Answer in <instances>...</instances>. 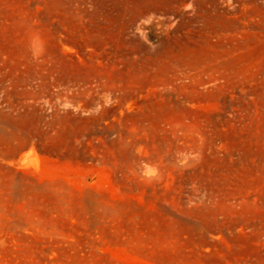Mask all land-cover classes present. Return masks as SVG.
<instances>
[{
	"label": "rangeland",
	"instance_id": "obj_1",
	"mask_svg": "<svg viewBox=\"0 0 264 264\" xmlns=\"http://www.w3.org/2000/svg\"><path fill=\"white\" fill-rule=\"evenodd\" d=\"M0 264H264V0H0Z\"/></svg>",
	"mask_w": 264,
	"mask_h": 264
}]
</instances>
